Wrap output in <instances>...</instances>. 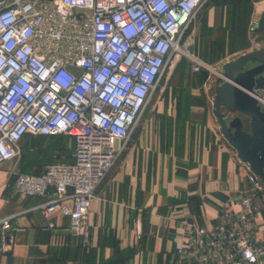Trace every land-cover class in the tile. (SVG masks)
Masks as SVG:
<instances>
[{
  "label": "built area",
  "instance_id": "built-area-1",
  "mask_svg": "<svg viewBox=\"0 0 264 264\" xmlns=\"http://www.w3.org/2000/svg\"><path fill=\"white\" fill-rule=\"evenodd\" d=\"M209 2L0 0V187L1 166L18 156L26 134L68 136L72 161L11 176L17 193L44 199L45 217L68 216L67 230L85 235L98 190L128 149L166 68L174 72L185 57L194 73L214 70L190 50L194 21ZM247 178L250 187L233 198L242 208L194 225L169 264H264L256 235L264 180L250 166ZM12 217L0 218V235Z\"/></svg>",
  "mask_w": 264,
  "mask_h": 264
},
{
  "label": "crops",
  "instance_id": "crops-1",
  "mask_svg": "<svg viewBox=\"0 0 264 264\" xmlns=\"http://www.w3.org/2000/svg\"><path fill=\"white\" fill-rule=\"evenodd\" d=\"M208 5L194 21L191 50L214 70L194 73L190 62L174 70L154 100L153 94L128 149L98 190L85 235L67 230L68 216L45 217L39 207L44 199L17 193L11 176L16 165L2 164L0 218L13 217L11 229L0 235V264H169L176 242L194 225L214 223L222 209L242 208L233 198L250 187V164L224 137L215 89L222 83L217 71L227 62L264 50V0ZM242 22L248 42L229 45ZM256 200V235L264 241V196Z\"/></svg>",
  "mask_w": 264,
  "mask_h": 264
},
{
  "label": "water",
  "instance_id": "water-1",
  "mask_svg": "<svg viewBox=\"0 0 264 264\" xmlns=\"http://www.w3.org/2000/svg\"><path fill=\"white\" fill-rule=\"evenodd\" d=\"M217 74L222 83L215 89L214 107L224 137L264 180V50L227 62ZM222 108L228 113L222 114ZM232 113L237 115L230 118Z\"/></svg>",
  "mask_w": 264,
  "mask_h": 264
},
{
  "label": "rangeland",
  "instance_id": "rangeland-1",
  "mask_svg": "<svg viewBox=\"0 0 264 264\" xmlns=\"http://www.w3.org/2000/svg\"><path fill=\"white\" fill-rule=\"evenodd\" d=\"M209 5L203 9H208ZM225 8V7H224ZM202 25V23L200 24ZM245 23L242 22L240 27V33L233 37V40H230L229 45H243L248 42L246 36L243 35V30L245 29ZM230 26V23L228 24ZM206 30V29H205ZM192 49V48H191ZM190 49V50H191ZM192 51V50H191ZM183 59L176 63L175 70H182L183 66L190 64V61L182 57ZM205 59H216V58H205ZM179 67V68H178ZM172 69L168 66L161 78L159 85L154 93L158 92L162 87L169 85L170 78L172 76ZM63 147V154L59 155V151L57 150L59 147ZM73 145L70 139L63 136H43V135H27L20 142V152L18 156L12 160V164L16 170L26 171V172H42L45 165L53 162V161H69L70 157L73 156Z\"/></svg>",
  "mask_w": 264,
  "mask_h": 264
},
{
  "label": "trees",
  "instance_id": "trees-1",
  "mask_svg": "<svg viewBox=\"0 0 264 264\" xmlns=\"http://www.w3.org/2000/svg\"><path fill=\"white\" fill-rule=\"evenodd\" d=\"M208 5V4H207ZM207 5H206V7H207ZM179 68V67H178ZM170 82V81H169ZM27 135H29V134H26L24 137H23V139L27 136ZM55 136H63V137H67L68 139H70L68 136H66V135H54V136H51V137H55ZM22 139V140H23ZM71 140V142H72V145H73V152H74V144H73V141H72V139H70ZM58 151H59V155L60 154H63V151H64V148L63 147H59L58 149H57ZM72 152V153H73ZM73 160V156L72 157H70V160L69 161H72ZM46 166V165H45ZM44 169V168H43ZM43 171V170H42ZM37 173H39V172H37Z\"/></svg>",
  "mask_w": 264,
  "mask_h": 264
}]
</instances>
